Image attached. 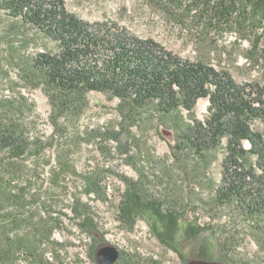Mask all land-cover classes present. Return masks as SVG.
Wrapping results in <instances>:
<instances>
[{"label":"trees","instance_id":"16d2710c","mask_svg":"<svg viewBox=\"0 0 264 264\" xmlns=\"http://www.w3.org/2000/svg\"><path fill=\"white\" fill-rule=\"evenodd\" d=\"M173 1L195 7L209 32L248 40L242 54L253 67H264V0ZM39 41L42 50L34 49ZM0 82L6 84L1 91H9L0 92V264H70L61 258L65 245L56 232L65 231L67 221L89 234L97 230L92 207L73 180L82 176L88 196L105 194L109 169L97 166L80 174L74 159L83 139L74 125L90 92L119 100L121 116L136 129L128 131L126 153L144 157L139 181L128 182L120 201L121 220L133 224L151 212L160 239L173 247L179 230L185 236L200 230L199 222L159 189L166 185L175 191L177 167H189L195 176L204 174L211 191L212 202L197 198L196 203L234 209L243 228H253L264 240V132L254 126L264 121L263 83H239L205 57L183 59L104 23L89 24L70 13L64 0H0ZM21 87L48 96L50 133L39 127L35 101ZM204 97L209 115L199 120L195 106ZM159 122L172 124L179 139L171 146L172 165L152 159L146 148ZM116 134L92 128L88 140ZM220 148L225 152L216 182L209 172ZM149 166L158 170L153 178ZM216 242L220 245L219 238ZM225 242L234 244L230 237ZM122 253L116 264L125 262ZM199 258L210 260L206 254Z\"/></svg>","mask_w":264,"mask_h":264},{"label":"rangeland","instance_id":"374dc122","mask_svg":"<svg viewBox=\"0 0 264 264\" xmlns=\"http://www.w3.org/2000/svg\"><path fill=\"white\" fill-rule=\"evenodd\" d=\"M64 1L70 13L89 24L104 23L128 36L155 42L183 59L197 60L205 57L214 66L229 70L239 83L264 84V67H253L242 54L249 47V41L241 40L235 33L222 36L209 32L205 17L200 12L196 13L197 9L193 10L195 7L189 10L186 3L177 4L173 0ZM34 49H43L40 41ZM13 78L18 79L15 75ZM5 87L6 84L0 82V88ZM1 89L0 92H9ZM20 89L35 101L40 115L37 121L39 127L45 133H50L51 105L48 96L39 88ZM88 99L89 105L85 113L74 125L83 134L79 144L81 146L75 152V164L80 174L97 166L105 167L109 171L105 172L103 178L105 194L100 197L83 193L81 175L73 179L78 187L77 194L91 205L98 228L89 234L67 221L66 230L56 232L55 237L65 245L61 251L64 263L99 264L96 259L98 248L114 245L124 251L126 260L122 264H189L192 260L202 259L199 258L201 254L209 256V261L223 264H236L241 260L248 261L249 264H264V240L252 232L253 228H243L242 219L234 209H212L207 203L195 202L197 198L212 202L211 191L205 183L204 174L196 173L195 176L189 167H177L174 176L177 177L178 187L175 191L166 185H161L159 189L165 197L162 195V198H174L177 204L182 205L178 210L197 220L200 230H193L186 236L184 230H179L173 247L164 244L160 239V233L155 231V217L151 212H145L133 224L121 220L120 201L127 191L128 182L139 181L140 173L137 168L141 169L144 157L140 155L138 158L132 151L130 154L126 153L128 131L133 132L136 129L121 116L119 100L98 92H90ZM209 104L208 97L197 101L195 115L199 120H205L209 115ZM184 115L187 116L186 111ZM254 126L264 132V121L258 120ZM101 127L115 130L118 139L88 140V132L92 128ZM173 129L175 128L172 124L159 122L147 140L146 148L151 154L150 157L157 162L173 163L174 149L171 146L179 140ZM224 152L223 148L217 150L216 159L209 172V176L216 182L221 180ZM153 166L146 169L151 176L152 173H158ZM226 237H230L234 244L226 246ZM217 238L220 245L216 242Z\"/></svg>","mask_w":264,"mask_h":264},{"label":"water","instance_id":"95a60500","mask_svg":"<svg viewBox=\"0 0 264 264\" xmlns=\"http://www.w3.org/2000/svg\"><path fill=\"white\" fill-rule=\"evenodd\" d=\"M96 259L99 264H115L120 256L121 251L114 245H104L98 248L96 252ZM189 264H223L221 262L209 261L205 259H195L189 262Z\"/></svg>","mask_w":264,"mask_h":264}]
</instances>
